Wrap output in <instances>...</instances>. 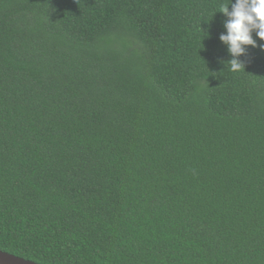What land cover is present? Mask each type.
<instances>
[{"label": "trees", "instance_id": "trees-1", "mask_svg": "<svg viewBox=\"0 0 264 264\" xmlns=\"http://www.w3.org/2000/svg\"><path fill=\"white\" fill-rule=\"evenodd\" d=\"M226 3L0 0V250L264 264V41L230 71Z\"/></svg>", "mask_w": 264, "mask_h": 264}, {"label": "clouds", "instance_id": "clouds-1", "mask_svg": "<svg viewBox=\"0 0 264 264\" xmlns=\"http://www.w3.org/2000/svg\"><path fill=\"white\" fill-rule=\"evenodd\" d=\"M217 12L225 16L222 21L225 31L218 39L232 57L227 61L229 70H244V62L239 58L247 54L246 46H257V40L252 34L255 33L260 41H264V0H228ZM260 48L264 51V44H261Z\"/></svg>", "mask_w": 264, "mask_h": 264}, {"label": "water", "instance_id": "water-1", "mask_svg": "<svg viewBox=\"0 0 264 264\" xmlns=\"http://www.w3.org/2000/svg\"><path fill=\"white\" fill-rule=\"evenodd\" d=\"M0 264H40V263L0 250Z\"/></svg>", "mask_w": 264, "mask_h": 264}]
</instances>
